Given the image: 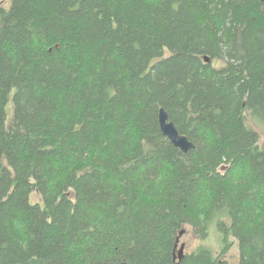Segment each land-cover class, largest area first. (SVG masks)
Masks as SVG:
<instances>
[{"label": "trees", "instance_id": "16d2710c", "mask_svg": "<svg viewBox=\"0 0 264 264\" xmlns=\"http://www.w3.org/2000/svg\"><path fill=\"white\" fill-rule=\"evenodd\" d=\"M248 118L264 125L263 0H0V264H230L232 239L264 264ZM186 227L220 252L174 261Z\"/></svg>", "mask_w": 264, "mask_h": 264}, {"label": "rangeland", "instance_id": "374dc122", "mask_svg": "<svg viewBox=\"0 0 264 264\" xmlns=\"http://www.w3.org/2000/svg\"><path fill=\"white\" fill-rule=\"evenodd\" d=\"M5 1V0H4ZM7 111V122L10 123L12 116V104L9 103L6 108ZM256 120V121H255ZM248 118L247 124H249L259 135V146H264V125L255 119ZM253 122V123H252ZM40 197L36 193L30 195V203L37 204L40 203ZM184 235L180 239V243L184 245V253L189 254L196 251L199 247H207L214 251L216 254L220 252L221 245L217 237L216 231L212 228L209 232V236L205 240H200L188 227H186ZM232 245L229 247L227 254L222 258L227 260L230 264H236L238 261V249L236 242L232 239L230 240Z\"/></svg>", "mask_w": 264, "mask_h": 264}, {"label": "water", "instance_id": "95a60500", "mask_svg": "<svg viewBox=\"0 0 264 264\" xmlns=\"http://www.w3.org/2000/svg\"><path fill=\"white\" fill-rule=\"evenodd\" d=\"M264 2V0H263ZM204 61L207 63L209 62L208 59L205 57ZM158 123L161 133L171 142V144L178 148L181 152L184 154H187L190 150H193L195 148L194 144L188 141V139L181 135L177 129L175 128L174 124L169 121L167 113L160 109L159 115H158ZM185 231L182 230L179 234V237L176 240V248L174 250V257L173 260L177 262H181L184 258V245L181 244L180 246V237L184 235ZM177 246L179 247L178 250ZM126 264V263H121Z\"/></svg>", "mask_w": 264, "mask_h": 264}, {"label": "flooded vegetation", "instance_id": "af4514ba", "mask_svg": "<svg viewBox=\"0 0 264 264\" xmlns=\"http://www.w3.org/2000/svg\"><path fill=\"white\" fill-rule=\"evenodd\" d=\"M180 245H181V243H180ZM180 245H179V246H180Z\"/></svg>", "mask_w": 264, "mask_h": 264}]
</instances>
